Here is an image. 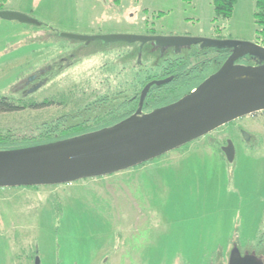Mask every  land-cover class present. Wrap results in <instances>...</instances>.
Segmentation results:
<instances>
[{"label": "rangeland", "instance_id": "rangeland-1", "mask_svg": "<svg viewBox=\"0 0 264 264\" xmlns=\"http://www.w3.org/2000/svg\"><path fill=\"white\" fill-rule=\"evenodd\" d=\"M0 5V11L37 22L0 19V96L24 106L55 103L0 114V134L15 137L70 131L61 127L66 119L93 118L92 106L111 98L104 93L112 86L94 73L101 58L66 69L74 48L65 36L146 38L153 29L151 36L161 38L258 41L253 0H236L229 20L214 21L211 0H0ZM35 74L41 78L28 80ZM228 142L234 148L231 162L223 152ZM0 226L25 233L46 264H261L253 248L264 233V112L114 174L0 188Z\"/></svg>", "mask_w": 264, "mask_h": 264}, {"label": "water", "instance_id": "water-1", "mask_svg": "<svg viewBox=\"0 0 264 264\" xmlns=\"http://www.w3.org/2000/svg\"><path fill=\"white\" fill-rule=\"evenodd\" d=\"M0 19L37 25L34 20L16 13L0 11ZM99 39L104 43L152 40L160 45L202 41L216 48H228L231 54L196 89L169 106L144 115L137 110L112 127L74 138L0 151V188L70 184L114 174L175 150L236 119L264 112V47L256 43L178 37L104 36ZM245 57L255 65L235 64ZM149 86L143 89L141 100ZM243 137L248 140L247 135ZM223 152L231 162L234 158L231 142Z\"/></svg>", "mask_w": 264, "mask_h": 264}, {"label": "flooded vegetation", "instance_id": "flooded-vegetation-1", "mask_svg": "<svg viewBox=\"0 0 264 264\" xmlns=\"http://www.w3.org/2000/svg\"><path fill=\"white\" fill-rule=\"evenodd\" d=\"M149 33L147 38L154 37L151 36L155 35L153 29H150ZM186 36L170 37L192 38ZM67 41L74 49L68 56L73 61L66 65V69L86 60H94L98 64L99 61L95 58H101V63L94 73L102 75L103 79H107V86H112L104 93V96L111 98L99 99L92 106V110L97 115L93 118L66 119L61 127L72 130L56 134L53 137L55 142L112 127L134 115L137 110L144 115L169 106L196 89L206 78L215 73L231 54L228 48H216L202 41L188 45L174 43L160 45L152 40L136 41L141 45L133 42L104 43L100 40L68 39ZM235 64L254 66L255 62L245 57ZM48 68L52 69L51 66ZM88 68L92 70V67ZM59 70H63L62 66ZM47 73L45 70L41 77H45ZM37 74L28 80L38 79L40 76ZM120 83L125 87H117ZM148 84L150 86L141 100V93ZM40 86L41 84L37 83L33 90L36 91ZM41 103L55 104L51 101H41L34 105ZM27 240L25 233L5 232L0 226V264H46L47 260L40 254L37 246H34L32 240ZM244 255L246 253H240V256ZM52 264L58 263L52 260Z\"/></svg>", "mask_w": 264, "mask_h": 264}, {"label": "trees", "instance_id": "trees-1", "mask_svg": "<svg viewBox=\"0 0 264 264\" xmlns=\"http://www.w3.org/2000/svg\"><path fill=\"white\" fill-rule=\"evenodd\" d=\"M184 1L190 2V0ZM253 2V19L258 27L256 30V39L258 40L256 44L264 47V0H253ZM235 3L236 0H211L214 15L213 21L219 19L229 20L232 16ZM46 105H48V103H41L39 105H34V103H31L27 106H24L20 102H15L10 100L8 97L0 96V114H12L20 112L25 108L36 109ZM39 136L15 137V135L11 134H0V151L17 150L55 142L53 137L50 135H48L47 138L44 136ZM253 249L254 254H256L257 258L261 259L262 263L264 264V233L260 237L256 248L254 247Z\"/></svg>", "mask_w": 264, "mask_h": 264}]
</instances>
